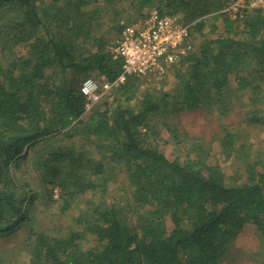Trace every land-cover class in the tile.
I'll return each instance as SVG.
<instances>
[{
  "label": "trees",
  "instance_id": "16d2710c",
  "mask_svg": "<svg viewBox=\"0 0 264 264\" xmlns=\"http://www.w3.org/2000/svg\"><path fill=\"white\" fill-rule=\"evenodd\" d=\"M234 1L0 0V264H20L9 258L21 251L26 264H225L248 224L260 238L253 257L264 264V161L247 136L226 129L221 139L243 168L237 178L200 147L172 161L148 142L150 122L161 120L176 135L171 115H228L244 81L255 93L244 125L264 129V12L232 21L222 11ZM103 4L124 5L132 21L151 10L181 14L195 25L192 52L173 68V89L147 91L131 106L139 87L130 78L113 92V106L107 97L87 119L83 82L111 81L122 66L87 11ZM60 138L72 148L54 146ZM23 164L50 198L58 190L60 216L71 226L24 230L36 197L16 176Z\"/></svg>",
  "mask_w": 264,
  "mask_h": 264
},
{
  "label": "rangeland",
  "instance_id": "374dc122",
  "mask_svg": "<svg viewBox=\"0 0 264 264\" xmlns=\"http://www.w3.org/2000/svg\"><path fill=\"white\" fill-rule=\"evenodd\" d=\"M95 8H102L101 11L103 10V13L100 14L97 12V14H94L96 11ZM87 11L95 16L94 26L101 24L102 28L98 35L107 40V49L110 53L117 45L121 36L118 33L119 26L124 25V28H126L130 25H139L142 22V20H128L124 5L113 6L103 4L94 8L89 7ZM150 12H148V14ZM176 16L178 18H183L181 14H177ZM191 26L194 28L195 25L192 24ZM210 31V24H207L203 32L204 34H210ZM177 68H179V65L176 66V69ZM174 77V70L171 69L161 78L153 77L137 79L139 91L136 98L129 105L134 106L137 101L141 102L143 95L147 91L156 92L173 89L175 86ZM250 85L249 82L244 81L237 86L236 99L232 103L230 113L226 116H223L218 111L212 109H201L192 112L185 111L179 115H171L167 118V123L173 127L176 132L179 139L178 142L176 141V135L166 129L161 120L155 123L150 122L151 130L148 135V142L152 146L162 149L166 156L172 161L177 158L182 160L188 152L200 147L203 151L210 154L212 163L218 164L225 170L229 177L232 178L235 173L243 172V168L239 165L238 159L228 157L221 147V139L224 136V131L230 129L239 132L243 136H247L246 138L250 141V151L264 161V129L262 130L255 127L247 128L246 125H244L243 117L246 112L249 111L250 103L255 97V93ZM115 98H118V95L113 93L108 97L109 103L112 106ZM90 115L91 113H86L85 118L88 119ZM156 126L157 128L154 129ZM74 141L78 144L79 138L77 137ZM71 143L72 140L69 141L63 138L54 140V146L57 148L63 147L71 149ZM16 176L20 178L22 185L30 186L33 196L36 197L33 204L29 207V214L33 220L29 222V225L25 227L24 230L29 231L32 228L35 232L50 230L59 232L60 230L71 226L72 221L69 217L60 216L61 203L59 201L58 190H55V192L52 193V198H50L45 192V185L38 179V175L32 172L30 168H27L25 164H23L22 168L16 172ZM235 178H237V175H235ZM115 186L117 187L118 185L116 184L111 187L108 198L105 200L108 204L112 202L113 195L116 194ZM112 190L115 191L112 192ZM32 194L31 197H33ZM91 197L92 196L89 195L88 197L83 198L84 202L81 204V208L84 207L87 200ZM15 229L16 228H13L14 231ZM26 235L27 234L22 233L19 238V240H23L24 245L27 239ZM83 244L85 247H91V245H93L90 241L89 244L86 242ZM259 245L260 238L255 227L251 224L246 225L233 240L232 246L234 249L229 254V258L226 260L227 263L225 264H257L253 255L258 252ZM9 247H14V245ZM19 253L21 254L18 257L13 255L9 260L13 262L19 261L20 264H26V253L24 251Z\"/></svg>",
  "mask_w": 264,
  "mask_h": 264
},
{
  "label": "built area",
  "instance_id": "2783aa9c",
  "mask_svg": "<svg viewBox=\"0 0 264 264\" xmlns=\"http://www.w3.org/2000/svg\"><path fill=\"white\" fill-rule=\"evenodd\" d=\"M254 11L264 12V0H235L222 13L232 21H244ZM191 31V25L159 10L151 11L139 25L127 26L111 52L114 60L122 62L120 74L111 81L88 78L81 86L86 113H91L130 78L165 76L192 52Z\"/></svg>",
  "mask_w": 264,
  "mask_h": 264
}]
</instances>
